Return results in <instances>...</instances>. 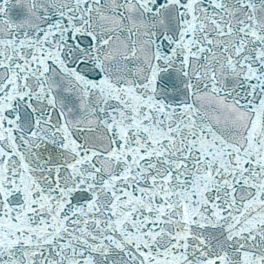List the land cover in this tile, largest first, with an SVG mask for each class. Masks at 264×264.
Returning <instances> with one entry per match:
<instances>
[{"label": "snow or ice", "instance_id": "obj_1", "mask_svg": "<svg viewBox=\"0 0 264 264\" xmlns=\"http://www.w3.org/2000/svg\"><path fill=\"white\" fill-rule=\"evenodd\" d=\"M0 264H264V0H0Z\"/></svg>", "mask_w": 264, "mask_h": 264}]
</instances>
